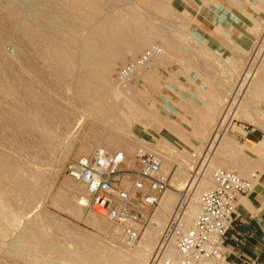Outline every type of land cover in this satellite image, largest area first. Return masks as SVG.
Returning a JSON list of instances; mask_svg holds the SVG:
<instances>
[{
    "label": "rangeland",
    "instance_id": "374dc122",
    "mask_svg": "<svg viewBox=\"0 0 264 264\" xmlns=\"http://www.w3.org/2000/svg\"><path fill=\"white\" fill-rule=\"evenodd\" d=\"M88 40L119 43L100 51L89 86ZM141 147L161 156L174 202L135 203L160 227L140 220L129 245L84 206L68 168L96 149L132 163ZM2 161L28 185L21 198L0 187V264H149L180 192L213 190L217 170L263 175L264 0H0Z\"/></svg>",
    "mask_w": 264,
    "mask_h": 264
},
{
    "label": "built area",
    "instance_id": "2783aa9c",
    "mask_svg": "<svg viewBox=\"0 0 264 264\" xmlns=\"http://www.w3.org/2000/svg\"><path fill=\"white\" fill-rule=\"evenodd\" d=\"M155 51L145 54L139 65L148 61ZM135 66L126 67L120 73V81L126 83ZM127 154L123 151L110 153L96 149L92 155L74 160L68 168V177L84 191L83 205L100 219L122 229L129 245L139 243L144 225L155 226L150 215L139 217L135 203L158 211L164 194L170 188L168 179L161 175L162 158L145 147L139 148L132 157L137 170L124 171ZM127 173L133 179L126 189ZM253 174L244 179L239 174L217 170L213 175L215 188L199 195L195 204L197 215L189 226L185 223L190 192L179 194V202L159 236L157 247L149 264H220L225 240L232 230L240 199L253 191ZM126 179V180H125ZM125 180V181H124ZM130 180V179H128ZM123 189H117V185ZM83 201V200H82ZM174 242V256L169 257L167 245Z\"/></svg>",
    "mask_w": 264,
    "mask_h": 264
},
{
    "label": "crops",
    "instance_id": "0c3cea01",
    "mask_svg": "<svg viewBox=\"0 0 264 264\" xmlns=\"http://www.w3.org/2000/svg\"><path fill=\"white\" fill-rule=\"evenodd\" d=\"M191 113H194L193 109L188 107L187 110L180 112L177 117L185 119ZM159 117H162L161 113ZM179 123L189 125L187 120L183 122L179 120ZM244 134L246 137L250 135L246 131L243 132ZM251 136L253 135L251 134ZM131 164V161H127L122 169L133 171L135 166ZM254 174L256 175V173ZM252 175L240 176L244 179H250ZM257 179L260 181L257 180V183H254L253 192L264 191V171L262 176H257ZM167 198L168 192L162 198L160 206ZM220 264H264V193L263 196L261 193L259 196L251 197L250 194L240 199L236 222L225 240Z\"/></svg>",
    "mask_w": 264,
    "mask_h": 264
},
{
    "label": "bare ground",
    "instance_id": "6f19581e",
    "mask_svg": "<svg viewBox=\"0 0 264 264\" xmlns=\"http://www.w3.org/2000/svg\"><path fill=\"white\" fill-rule=\"evenodd\" d=\"M117 43H118V41H112L111 43H106V44H101V43L97 44L96 41H89L87 43L86 52H89V55H88V58L86 60L87 64H86L85 70L86 71L88 70V71L86 73L87 77L85 79H87L88 81L85 83V85L90 84L89 80L92 79L91 78L92 72L97 71V69L100 67V66H98L99 59H100V57H98V56L101 55L100 51H103L104 49H108V48L114 49L115 47L118 46L119 43L118 44ZM153 51H155V53H157V54H160V51H158V49H153ZM91 53H94V54L92 55ZM97 57H98V59H97ZM95 62L96 63L98 62V64H95ZM91 88L92 87H89V89H91ZM96 97H97V95L93 94V98L96 99ZM98 99L99 98H97L96 100H98ZM48 115L50 116V113ZM230 123H231V121H230ZM24 126H26V125H24ZM126 162H127V158H126L125 164H126ZM132 164L136 166V164L134 163L133 159H132ZM14 169L17 171V168H14ZM256 181H257V177L255 178L254 183ZM27 185L28 184H25L23 181H19L15 177H12L11 176V169L7 168V163H5L4 161L1 162V164H0V187L1 188H11L12 191L14 192L15 198H21V197H23V196H25L27 194ZM125 188L126 189L130 188V185L128 186V185L125 184ZM186 193H188V191ZM198 198L194 197L193 192L189 196V203L190 204H189V207H188L187 215L185 216V223H186L187 226L190 225V223L192 222L193 218L197 215L198 206L195 204V201L198 200ZM173 202H174L173 197L171 196V194H168L167 200H165L164 203H163L165 210H170L171 207L173 206ZM178 202H179V194H178L177 203ZM177 203H176V205H177ZM194 206L196 207V212H195V210H192V211L190 210ZM193 213H195V215L192 217ZM96 225H99V223H96ZM159 227H160V223L159 222H156V225L152 226L153 229H159ZM23 238L40 239V234L39 233H35V232L34 233H30V234H25V235H23ZM167 250H168L169 257L174 256V242L173 241L169 242V244L167 245ZM143 251H145V249H143ZM146 252H148V251H146ZM83 261L85 263H88V264H104L106 262L103 259L95 260V259H91V258H85V259H83Z\"/></svg>",
    "mask_w": 264,
    "mask_h": 264
}]
</instances>
